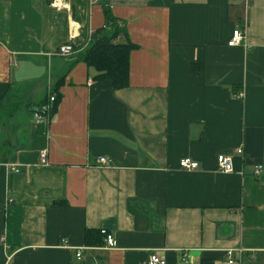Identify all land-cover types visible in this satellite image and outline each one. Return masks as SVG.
<instances>
[{
  "label": "crops",
  "instance_id": "0c3cea01",
  "mask_svg": "<svg viewBox=\"0 0 264 264\" xmlns=\"http://www.w3.org/2000/svg\"><path fill=\"white\" fill-rule=\"evenodd\" d=\"M105 4L138 45L119 89L57 53L104 26ZM235 29L246 36L229 45ZM42 80L46 93L18 99ZM51 94L56 112L37 118ZM88 228L116 245H88ZM153 251L264 264V0H0V264H145Z\"/></svg>",
  "mask_w": 264,
  "mask_h": 264
},
{
  "label": "trees",
  "instance_id": "16d2710c",
  "mask_svg": "<svg viewBox=\"0 0 264 264\" xmlns=\"http://www.w3.org/2000/svg\"><path fill=\"white\" fill-rule=\"evenodd\" d=\"M104 15V26L88 37L87 42L74 46L72 41L74 52L77 51V54L71 64L87 63L96 69L94 77L97 80H110L111 87L119 89L129 85L130 53L138 45L128 37L124 20L114 16L109 5H104ZM120 35L125 38L123 41H117ZM60 99L61 94H58L50 111L45 114L55 113ZM103 236L101 229L88 228L85 234L86 243L103 245Z\"/></svg>",
  "mask_w": 264,
  "mask_h": 264
},
{
  "label": "built area",
  "instance_id": "2783aa9c",
  "mask_svg": "<svg viewBox=\"0 0 264 264\" xmlns=\"http://www.w3.org/2000/svg\"><path fill=\"white\" fill-rule=\"evenodd\" d=\"M245 36H246V34H245L244 30L235 29L233 31V35L231 37V40L228 42V44L229 45L241 44L243 42ZM71 40H72V38H71ZM71 40L62 44L59 47V49L57 51V53L59 55L68 56V55H71L72 53H74L73 43ZM242 95L243 94L240 93V96H242ZM55 99H56L55 94H51L50 95V101L54 102ZM51 107H52L51 104H42L39 107V112L36 114L37 118L41 119L43 114L50 111ZM236 152L242 153L243 149L238 148L236 150ZM217 160H218V164H219V169L222 172L229 173V172L234 171L233 157L231 155L219 154ZM98 161L102 165H106L110 162V160L107 157H100V158H98ZM40 163L41 164H47L48 163V157H47V151L46 150H43L40 153ZM179 164H180L181 168L186 169V170H194V169H197L199 167V163L195 160H192L189 157L182 158L180 160ZM11 170L19 171L20 168L18 166L12 165ZM262 172H263V167L261 165L257 166V168L255 170L256 176H260ZM102 233L105 234L106 246L108 248L116 245L115 237L111 232H107L105 229H102ZM239 251L242 252L243 249L240 248ZM227 255L229 257L230 262L234 261V258H233L234 249H228ZM76 256L78 259H81L82 253H81L80 248L77 249ZM145 264H166V260L163 257H161L157 252L153 251L150 253L148 260Z\"/></svg>",
  "mask_w": 264,
  "mask_h": 264
},
{
  "label": "rangeland",
  "instance_id": "374dc122",
  "mask_svg": "<svg viewBox=\"0 0 264 264\" xmlns=\"http://www.w3.org/2000/svg\"><path fill=\"white\" fill-rule=\"evenodd\" d=\"M17 91L19 93L18 99H22L24 101L23 103L26 105L27 103H29L31 97L35 96L36 91H39V92L43 91L44 93H46V91H47V80H42V81H39L38 83L35 82L33 85H31V83H30L29 86H27V85L21 86L20 85V86H18ZM34 101H36V100H34Z\"/></svg>",
  "mask_w": 264,
  "mask_h": 264
}]
</instances>
